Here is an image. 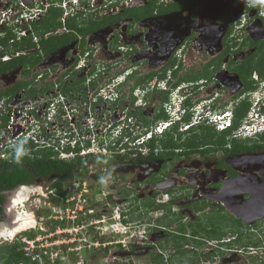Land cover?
I'll return each mask as SVG.
<instances>
[{
    "label": "flooded vegetation",
    "instance_id": "obj_1",
    "mask_svg": "<svg viewBox=\"0 0 264 264\" xmlns=\"http://www.w3.org/2000/svg\"><path fill=\"white\" fill-rule=\"evenodd\" d=\"M43 1L45 8L32 29L15 23V17L10 20L11 40L8 49L2 46L1 50L13 68L0 75L4 82L0 92L17 91L2 101L8 99L12 106L21 102L29 121L42 114L44 103L62 102L67 110L57 121L67 119L68 114L74 127L91 123L96 132L123 118H133L134 128L140 130H157L171 120L156 140L168 141V148L157 143L147 155L128 150L101 157L99 162L92 156V162L83 164L89 174L95 168L97 184L111 172V187H119L117 196L124 203H116L113 192L102 191V203L91 200V205L102 210L84 213L83 221L81 216L68 218L57 221L61 226L40 231L37 237L46 246L39 250L44 263L135 264L129 258L123 260L129 254L148 258L149 264H239L238 254L262 252L264 241L250 237H264V206H245L254 201L255 186L264 185V132L260 127L259 133L246 140L241 132L248 115L253 120L264 117V18L260 10L246 9L241 0H148L141 6L121 2L109 7L99 0L100 8L90 9L89 4L80 15L59 9L63 15L52 25L51 9L57 8L54 0ZM171 5L174 8L167 12ZM136 7L149 10L138 17L129 12ZM46 25L50 30L43 34ZM78 64L84 66L78 68ZM107 93L111 100H102L101 94L108 97ZM206 108L235 112L238 135L232 132L225 148L206 143L194 146L195 138L204 139L208 132ZM244 108L246 114L238 121ZM60 126L66 130L71 125ZM94 131L89 132L91 137ZM219 135L216 131L215 144ZM245 141L252 150L233 153L234 143ZM133 176L135 181L129 183ZM39 179L49 180L52 187L73 178L58 175L35 181ZM236 179H243V184L237 186ZM17 188L2 192V224L12 222L6 204L9 209ZM136 198L139 206L128 208H135V216L139 213L149 220L157 214L152 222L140 223L145 226L142 234L132 233L123 240L106 228L111 225L107 220L117 211L128 217L122 207ZM99 219L106 221L98 225ZM67 223L78 226L65 227ZM27 232L14 237L13 244ZM46 232L51 236L46 238ZM243 237L247 243L241 246Z\"/></svg>",
    "mask_w": 264,
    "mask_h": 264
},
{
    "label": "clouds",
    "instance_id": "obj_2",
    "mask_svg": "<svg viewBox=\"0 0 264 264\" xmlns=\"http://www.w3.org/2000/svg\"><path fill=\"white\" fill-rule=\"evenodd\" d=\"M62 1L63 0H54L53 5L57 9H61L63 11H68L70 15H72L75 12H77L76 15H80L82 13V11L86 10L85 7L90 4L91 0H79L78 4H71L67 8L60 6V4H62ZM98 1L99 0H96V2L94 3V6H91V4H90V6H88V7L90 9L100 8V5H97ZM115 1L116 2H111L110 0H106V3L108 4V7L111 5L112 6L113 5H119L121 2L125 3V5H127V6H130L133 4H136V6H141V5H138L139 3H141L139 1H143V2L146 1V3H147L148 0H133V1H131V0H115ZM127 2H129V4H127ZM70 3H72V2H70ZM146 3H144V4H146ZM241 3H243L246 6V9L258 8L260 10L259 15L262 18H264V0H241ZM27 6H30V5H27ZM74 6H75V9H72ZM42 8H45V6H42ZM18 15H19V17L21 16V14H19V13H18ZM35 22H36V19L34 18L30 22L24 21V23H17V24H20L23 26H28L29 28L32 29V25H34ZM5 30H6V28H5ZM8 31L11 32L12 29H9ZM0 37H2V36H0ZM0 51H2V50L0 49ZM8 59H9L8 56H5V57L3 56L0 58V62L1 61L6 62V61H8ZM78 66H79L78 68H82L84 65L82 66V65L78 64ZM114 88H117V86H115ZM101 97H102V100H104V101H110L112 98L109 94H108V97H104L101 94ZM41 103H43V102H41ZM65 106L66 105H64L62 102H52L50 104L44 103V105H42L43 110L41 109L42 114L36 115V117L34 119H32V121H28L27 127L23 130V132H26V131L29 132V131H32L34 129L37 130L36 125H40L42 128V136H45L47 138L46 141H48L50 138H54V136L53 137L50 136V134H49L50 132L47 131L46 124L49 125L48 128L50 129V131L54 130L53 125H55L58 128H62V126H60V123L66 124V125H69V124L71 125V123L69 121L63 122L66 119H64L62 122L57 121V118L65 115L64 113L67 110V108ZM22 108H23V106L21 105V102H16L12 106V105H8V99H6L4 101H2V100L0 101V137L4 138L2 141L3 146L0 148V160H5V161L7 160L8 161V160L12 159V157H14V162L16 164H20L26 155L35 156V153H42V152L49 150V149H54L59 154V157H60V153L58 152V150L55 149L54 146L53 147H49V146L41 147L45 144H43V145L40 143L37 144L33 141H28L26 143L25 139L22 140L21 137L17 138V137H19L22 130L18 131L17 133L12 132V130L9 128V126L11 125V118H12L13 114L19 115L21 110H23ZM35 108H37V107H35ZM53 109L57 110V114H54V116L51 117L49 115H51ZM41 110H39V112H41ZM168 113L170 115L171 112L169 111ZM203 115L205 117L206 122L212 124V126H214L215 130L221 134H223L225 132L226 133L227 132L232 133L233 130L235 129V112L233 109H225L223 111L213 112L211 108H206L205 111H203ZM49 117H51L52 120H49L48 119ZM4 118H6V120H7L6 122H4V120H2ZM181 120L182 119H179L178 122ZM114 122H118V123L114 124L113 126H111L108 129H105L104 127H102V131L97 135L98 141L101 144H103L106 141L109 144L108 147L110 150H116L117 148L120 147V148H123V150H125V152H127L128 150H131V151H136L139 153H144L145 155H147L148 153H150L153 150V148L150 147V144L153 141L157 140L159 136L163 135L168 130V128L171 126L170 125V123H171L170 119L164 121V123H162L158 127V128H161L162 131H159L158 128H157V130L154 128L148 129V130H140L138 128H134L135 125L133 124L134 123L133 118L131 120H129L127 118H123V120H117ZM227 122H230V124L227 125ZM89 125H92V124L91 123L87 124L85 127H83L84 125H80V126L75 127V128H73L71 125L69 129H66L65 131L61 130L63 132H60V134L56 138L55 146L60 147L61 144L64 142L67 143L68 145H70L71 142H74L75 145H77L78 140L80 138H76L75 136L78 134L80 129L83 131L82 132L83 133V139L89 141L90 145H91L92 138H94V137H91L89 132L94 131L96 129V127L91 128ZM260 127L263 128L260 131L264 132V117L263 118H257L256 120H253V118L248 115L247 118L244 120V122H242L241 132H245V134H247L246 137L244 135H243V137L245 139H248L249 137L252 136L253 133L256 132V129H258ZM74 129H76V130H74ZM72 130L75 131L76 135H73ZM260 131L258 130L256 133H259ZM94 133H95V131L92 133V135ZM229 135H231V134H229ZM11 138L15 139L13 144L10 142ZM89 146H87V147H89ZM125 152H123V153H125ZM1 155H6L8 158H6V157L3 158V157H1ZM92 156L93 155L86 156V159L87 158L89 159ZM78 157H85V156H76L74 158H78ZM99 157H102L103 159L109 158L108 156H99ZM99 157H95V158H99ZM74 158H72V159H74ZM104 163H107V161H104ZM78 177L75 176V174H74V177L72 180H70V183L72 184L74 181H78L79 180ZM110 179H111V172H109L105 176H101L99 178V183L101 185H106ZM81 185H82V183H81ZM24 186H30V185L23 184L20 187H18L17 190L21 187H24ZM50 188L51 187H49L48 188L49 191L48 190L47 191L51 195L52 199L56 198L55 195L65 196V195L59 194L57 192V189L54 187V185L52 186V188H54V189L50 190ZM53 190H55V192L51 193V191H53ZM67 196H69V190H68ZM60 204H62V203H60ZM86 210H88V209H86ZM117 216H119L120 218H118ZM99 220H102V219H99ZM111 220H117L116 225L118 226L116 229H112V230H117V232H119L121 234H123L124 232H127V233H125L126 235L124 237L129 236L131 234L132 223H128L127 217L123 216V214L120 211H118L114 216H112ZM57 221L54 220V222H57ZM108 226L109 225L107 224L106 228H108ZM110 226H112V224ZM112 232L117 233L116 231H112ZM22 237H24V236H21V238ZM20 243H21V241H20ZM21 249H22V243H21ZM33 263H39V262H33Z\"/></svg>",
    "mask_w": 264,
    "mask_h": 264
},
{
    "label": "trees",
    "instance_id": "obj_3",
    "mask_svg": "<svg viewBox=\"0 0 264 264\" xmlns=\"http://www.w3.org/2000/svg\"><path fill=\"white\" fill-rule=\"evenodd\" d=\"M59 9H51V13L50 15H53L54 17L52 18L53 24H55V22L60 19V17L63 15L62 12L58 13ZM35 25V24H34ZM49 26H51V23H48ZM55 26V25H54ZM53 26V28H54ZM44 33H46V31L50 30L49 27L44 26ZM7 36L5 38H0V44H2V46H5V48L8 49V45L10 43L11 40V35L12 32H7ZM25 41V39H24ZM31 46L27 45V47L25 48H29ZM4 51H0V55L3 56ZM36 62H38V60H36ZM12 62H3L1 61L0 64V75L2 73H6L7 71L11 70L13 67V65H11ZM20 64H24V62H20L18 65ZM16 90L13 89H7L6 92H0V100L5 97V96H11ZM245 109L244 108L241 113L239 114L238 117V121L240 120V118H243L245 113ZM130 115H136L135 113H130ZM4 120V122H6V118L2 119ZM206 129H208L207 132V137L206 139L201 138L200 135L197 136L195 138V142H194V146L196 144H207V145H217L219 146V148H225V145L227 144L228 140V136H230L229 134H231L230 132H225L220 136L219 141H217V143L215 144V130H212L211 128L207 127ZM73 131V135L75 134V131ZM83 131L80 129L78 134L75 136L76 138H80L78 140V144L75 145L74 147L72 145H66L64 146V151L66 152H71L74 151L75 153H79L81 152V150L90 145V142L87 140L83 139ZM160 143L161 146H163L164 148H168L169 144L168 141H162V142H158ZM156 140L153 141L150 144L151 148H154L156 145ZM33 146V145H32ZM193 147V146H192ZM233 153L235 152H240V151H250L252 150V148L250 146H248L247 144L241 142V143H234V147H233ZM61 150H58V152L60 153ZM89 161V162H88ZM102 161V158L99 157L98 160H96L95 162H99ZM90 162V158L86 159V157H78V158H74V159H61L59 157V154L54 150V149H49L46 150L42 153H35V156H29L26 155L22 162L20 164H16L14 162V157H12V159L10 160H0V212L2 210L1 206L4 204L5 202V196L3 195L2 192L5 191H9V190H13L15 188H17L20 185L23 184H31L35 181L36 178H43V177H47L50 178L52 176H68V178H73L74 177V170L78 167H82L83 164L88 165ZM54 187L57 189V192L61 195H65L66 190L64 189V185L62 184V182L56 183L54 184ZM129 194H126V196H128ZM54 202H60L59 199L54 198L53 199ZM2 221V216L0 215V222ZM27 237H36L37 233H25L24 234ZM0 264H39V263H33L29 258H27L24 254V252L21 249V243L17 242L15 244H11V245H5L4 247H0Z\"/></svg>",
    "mask_w": 264,
    "mask_h": 264
},
{
    "label": "built area",
    "instance_id": "obj_4",
    "mask_svg": "<svg viewBox=\"0 0 264 264\" xmlns=\"http://www.w3.org/2000/svg\"><path fill=\"white\" fill-rule=\"evenodd\" d=\"M14 0H0V36L2 31L4 30L5 26H11L10 24V20H13L15 17V23H24V21L26 22H30L31 20H33L34 18L36 19L38 16H40L43 13V8L42 6L46 5L44 3L43 0H34L32 3H30V6H27L25 4V2L23 0H15V2H13ZM106 1V0H105ZM133 1V0H131ZM72 2V3H70ZM96 2V0H91L90 4L91 6H94V3ZM79 0H63L62 4H60V6L67 8L69 5L71 4H78ZM127 4H129V2H127ZM108 6V4L105 2L104 7ZM75 9V6L72 8ZM19 14H21V16L19 17ZM25 34V32H21V35L23 36ZM54 114H57V110L53 109L51 117L54 116ZM51 117H49V120H52ZM66 119L67 121H69L72 125L73 128H75L73 126V121L72 119L68 118V114L66 115ZM29 121V115L26 111L21 110V112L19 113V115H15L13 114L12 118H11V125L9 126V128L12 131L18 132L20 130L21 133L19 135V137L17 138H22V140H26V143L28 141H33L37 144H45L41 147H55L56 150H61L60 151V157L62 159H72L76 156H90L93 155L95 157H99V156H108L111 157L112 155L115 154H120L123 152H125V150H123V148H117L116 150H110L109 149V144L105 141L103 144H101L98 141V137L97 135L102 131H98L93 134L92 137V142L91 145L89 147H84L80 153H75L74 151L71 152H66L62 149H64V146L67 145V143H62L61 146H55L56 143V138L58 137V135L60 134V132L65 131L63 128H58L55 125H53L54 130L50 131V129L48 128L49 125L46 124L47 126V131H49L50 136H54V138H50L48 141L47 138L45 136H42V128L40 125H36L37 130H32L29 132H23V130L27 127ZM72 121V122H71ZM230 122H227V125H229ZM15 126L14 128L12 127ZM91 128H93V125L90 126ZM63 130V131H61ZM76 130V129H74ZM159 131H162L161 128H158ZM56 133V134H55ZM3 137H0V148L3 146ZM15 141V139L10 140V142L13 144V142ZM70 145H72L74 147L75 143L71 142ZM1 157L3 158H8L6 155H1ZM83 186L85 187V183H83ZM72 187L75 188V193H73V195L71 196V192H72ZM55 190L51 191V193H54ZM88 194V191L85 189L81 190V183L80 182H76L74 181L71 185V187L69 188V196L65 197V196H58L55 195L56 198L60 199L62 204L59 205H54L55 207L53 208V215H51L49 217V219H53L55 221H66L68 218L70 220V218L75 219L77 216H84L85 214L83 213L84 208L82 206H77L78 204L82 203L84 204L86 201V196ZM72 207L78 208L79 210H72ZM74 215V216H71ZM118 218H120L119 216H117ZM41 220H44L43 218ZM105 219L102 220H97L96 223L98 225H101L102 222H105ZM43 231H46L45 229H42ZM103 230V229H101ZM46 238H48L49 236H51L48 232H46ZM21 243H22V250L24 251L25 255L30 258L32 260V262H39L40 264H45L44 263V259L42 257V254H40L39 250L42 249H46L45 244H43V242L41 241V237H27L24 236L20 239ZM49 244H55L52 241H49ZM54 257L52 258V261L54 263Z\"/></svg>",
    "mask_w": 264,
    "mask_h": 264
},
{
    "label": "rangeland",
    "instance_id": "obj_5",
    "mask_svg": "<svg viewBox=\"0 0 264 264\" xmlns=\"http://www.w3.org/2000/svg\"><path fill=\"white\" fill-rule=\"evenodd\" d=\"M13 2H15V0ZM139 2H141V1H139ZM144 3L145 2H142V3H139V4H144ZM151 6H153V5H151ZM173 8H174V6L171 5L170 7L166 8L165 10H167V12H170ZM148 10H149V8L148 9H145L144 7H136L134 9H132V10H129V12L130 13L136 12V14L137 13L139 14L138 17H140L143 12H145V11L147 12ZM5 28H6L7 31L9 29H13L12 26H8V25L5 26L4 27V30L1 33V36L2 37H0V38H5L7 36L8 33L5 30ZM1 48H2V44H0V49ZM2 81H0V89L4 86L3 85L4 82H2ZM89 126H91V125H89ZM12 127L14 128L15 126L12 125ZM83 127H85V126H83ZM207 127L211 128V129L214 128V126H212V124H210V123H208V126ZM12 132L15 133V131H12ZM236 133L237 132L233 130V134L235 135ZM236 135H238V134H236ZM243 135L245 137L247 136V134H245V132H243ZM206 136H207V134H206ZM206 136H203V137L206 139ZM219 138H220V135H219ZM245 143L248 144L249 141H245ZM218 156L220 157L221 154H218ZM196 157H199V156L197 155ZM208 157L210 158V156H208ZM241 158H242V156H241ZM243 159H244V157H243ZM193 161L195 162L196 159H194ZM83 168L84 167H78L75 170V171H78L79 172L78 173V175H79L78 179L79 180L76 181V182L82 183L81 190L82 189H85V190L88 191V194L86 196L85 203L84 204L80 203V204L77 205L79 207L82 206L84 208L83 213H91V212H93L95 210L96 211L97 210L98 211L99 210H102V206H96V207H94V205H91V200L93 201V199H96V200L98 199V201H100V203H102L104 201V196H103V192L102 191H104L105 193L113 192V194L116 195V199H115L117 201L116 203H120V202L124 203L123 202V199H121V196H119V197L117 196V193L119 192V187L116 186V185L114 186V188L111 187V185H113V183L111 182V180H113V179H111L110 181H108V183L106 185H99L100 183L97 184V178H95V179L93 178V176L95 177V175L97 174V171L95 170V168H92L91 169L90 174L86 170V167L84 168V170H82ZM42 180H44L43 182L46 185L43 186V184H42L43 182H41V179H39L38 181H35V183H33V184L30 185V187L35 188V192H33L32 194H30V198H29V200L26 203L20 204L19 206L16 205L15 207L13 206L14 207L13 209H11L10 204H9V209H8V203L6 204L7 210H9L10 213L13 215L12 222L9 223V225H12V223L15 221L16 217L18 216V213L19 214H24V212L25 213L27 212V213H30L33 217H35V220L36 221H35V224H33V226L28 227L27 229H25L23 231L28 230L31 234H33V233L36 234L37 233V235H38L40 233V231H42V229L48 228L49 226L52 227V228L61 226L60 222H53L54 220L49 219V217L51 215H53L52 214L53 213L52 211H53V208L55 207L54 205H59L61 203V201L60 202H54L53 201L51 195L48 192L49 191L48 190V187H51V182L49 180H46V179H42ZM131 180H134L135 181V177L133 176V178H130V180L128 182L130 183ZM83 183H85V187L83 186ZM62 184L64 185V188L66 189V193H65V197H66L67 196V193H68V190H69V188L71 187L72 184L70 183V180L69 181L66 180V181L62 182ZM24 187H28V186H24ZM111 188L113 189V191H112ZM52 189H54V188L51 187L50 190H52ZM16 191H14V192H16ZM73 193H75V188L74 187H72V192H71L70 195L72 196ZM133 195L134 196L135 195L137 196L138 194H133ZM12 197H13V195L11 196V199H12ZM145 197L146 196H144L143 198L145 199ZM8 198L10 199V195L8 196ZM124 198H127V197H124ZM11 199H10V201H11ZM129 199H131V198H129ZM136 199L135 200H132V201L130 200L131 202L129 200H127V201L130 202V205L129 206L125 205V206L122 207V209L125 208V210H126L124 214L128 216L127 217L128 223H132V225H131L132 226V232H131V234L132 233H135V234L140 235V234L143 233V229L145 227V226H143L141 224L142 223L143 224H146V223L152 222L157 213L156 214L154 213L153 215H150L149 216V220L146 219L147 216H143V215L141 216L140 215V217H139V213H138L137 214V216L139 217L138 218L137 216H135L133 214V211L135 210V208L128 210V208L131 207V206H133V205H136L137 206V204H138V206H139V202H138L139 201V198H136ZM86 209H88V210H86ZM72 210H79V209L78 208H75V207H72ZM117 212H113L112 216H114ZM71 216H74V215H71ZM82 217H83L82 215H81V217H79V220L80 221H83V218ZM42 218L44 220H41ZM108 221L112 224V226H108V230L111 231V232L112 231H116L117 232V230H112V229H116L118 227L116 225L117 220H109L108 219ZM77 223L74 224V225H72L70 223H67L68 225L66 224L64 226L65 227H69V228L70 227H77L78 226ZM4 224H8V223H4ZM117 233H118V236L121 239H123L124 236L126 235L125 233H127V232H124L123 234H121L119 232H117ZM20 238H21V236L18 237V241L19 242H20ZM250 238L252 240H256V241H259V240L262 241V242L264 241V237H260L258 235L251 236ZM0 240H1L0 241V245H2V244H4V245H11V244L14 243V237H11V238H2L1 237ZM15 240L17 241V239H15ZM128 241H129V239H127L126 242H128ZM245 243H247V240L245 239V237H243V241H242L241 246L242 245H245ZM252 256H254V258H249V257H252ZM125 257L126 258H129L130 260L135 261V264H149L150 263V261H148V258H143V257L142 258H139V257H135V255H132L131 256V255L127 254V255L123 256V260L124 261H126L125 260ZM229 259L231 260L230 257H229ZM236 259L239 260V262H238L239 264H258V261L259 260H262V262H264V250H262V252L261 251H258L255 254H248V252H243V253L238 254V256H236ZM208 264H210V263L208 262Z\"/></svg>",
    "mask_w": 264,
    "mask_h": 264
},
{
    "label": "bare ground",
    "instance_id": "obj_6",
    "mask_svg": "<svg viewBox=\"0 0 264 264\" xmlns=\"http://www.w3.org/2000/svg\"><path fill=\"white\" fill-rule=\"evenodd\" d=\"M35 192V188L33 187H22L19 188L13 195L10 201V207L13 209L16 205L19 206L20 204L26 203L29 198L30 194ZM14 206V207H13ZM35 217H33L30 213L19 214L16 217L15 221L12 225H5L2 224L0 226V238H11L18 235L21 231L27 229L28 227L33 226L35 224Z\"/></svg>",
    "mask_w": 264,
    "mask_h": 264
},
{
    "label": "water",
    "instance_id": "obj_7",
    "mask_svg": "<svg viewBox=\"0 0 264 264\" xmlns=\"http://www.w3.org/2000/svg\"><path fill=\"white\" fill-rule=\"evenodd\" d=\"M25 2L26 5H29L30 3H32L34 0H23ZM238 185L237 186H240L242 185L243 183V179H236L235 181ZM242 183V184H241ZM264 189V185H257L255 186V192H257V194H255V192L252 194V197H253V202H250L248 205H246L245 207L246 208H251L253 205H255V207H258V206H261L263 207L264 206V193H263V190ZM230 212L234 213L230 208H229ZM241 212H245V210H241ZM237 213V212H236ZM235 214V213H234ZM239 214V213H237ZM240 217V216H239ZM2 225V223H0V226Z\"/></svg>",
    "mask_w": 264,
    "mask_h": 264
}]
</instances>
